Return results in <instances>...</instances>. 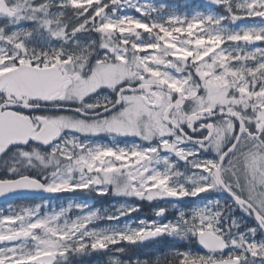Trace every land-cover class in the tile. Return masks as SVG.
I'll use <instances>...</instances> for the list:
<instances>
[{"label":"snow or ice","instance_id":"snow-or-ice-1","mask_svg":"<svg viewBox=\"0 0 264 264\" xmlns=\"http://www.w3.org/2000/svg\"><path fill=\"white\" fill-rule=\"evenodd\" d=\"M207 4L221 11L0 0V197L121 198L111 209L10 205L0 264H69L149 242L200 250L133 264H264V0ZM130 201L175 214L157 206L155 219L125 220L140 211Z\"/></svg>","mask_w":264,"mask_h":264},{"label":"flooded vegetation","instance_id":"flooded-vegetation-1","mask_svg":"<svg viewBox=\"0 0 264 264\" xmlns=\"http://www.w3.org/2000/svg\"><path fill=\"white\" fill-rule=\"evenodd\" d=\"M3 171L0 170V175H3ZM71 194V197H68L66 195L62 194H57L55 198L52 199H43V200H37L35 198H15V199H11L9 201L3 202L0 204V208L1 207H6V206H16L18 204H27V203H39V204H43V203H47V204H52V205H57L59 207L64 206V203L67 204V202L73 203V202H87L90 205H92L93 207H99L101 205H104V208H113L115 205H117L118 203L121 202V198H116V197H112V196H96L95 194H91V193H87V192H73V193H69ZM70 196V195H69ZM199 199V198H197ZM112 203H114V205L112 206ZM130 203H135L138 204L140 207V211L137 213H133L132 216L130 217H126L125 220H129V221H135L138 219H146V220H151V219H155L154 215H153V208L157 207V206H166L169 208L168 213L166 214V217L164 219H172L174 217L175 211L174 209L171 208L170 203L165 205V203L163 201L160 202H141V201H130ZM107 205V207H106ZM182 207L184 205H181ZM58 207V208H59ZM57 208V209H58ZM237 216H241L242 214H240L239 212L236 213ZM120 223H124V220L120 221ZM98 226V225H96ZM99 227V226H98ZM259 239V237H257ZM125 247H127L129 250L127 251L128 253H137L142 255V257H146L149 258L150 255H154L157 253L162 254L163 252H166L169 248L174 247L175 245L167 243V242H162L160 244H153L151 242L148 243V245L146 247H144L143 249H138L135 248L133 246H127L124 245ZM178 247L181 248H189L191 250L195 249V245H189V244H184L182 243L181 245H177ZM108 253V252H106ZM95 257H100V255L95 256ZM95 257L93 256L91 258V262H86V263H80L77 261V256H72V258H74L75 260L70 262L69 264H109V262H98L96 263L95 261ZM125 264H133V262H126Z\"/></svg>","mask_w":264,"mask_h":264},{"label":"rangeland","instance_id":"rangeland-1","mask_svg":"<svg viewBox=\"0 0 264 264\" xmlns=\"http://www.w3.org/2000/svg\"><path fill=\"white\" fill-rule=\"evenodd\" d=\"M149 2L153 3V4H156V5H159V4H165L169 7L170 4H168V0H149ZM168 10L170 11H173L171 9L168 8ZM182 14H185V13H182ZM193 14V13H192ZM107 140V138H106ZM101 143H111V139L108 138V141H102ZM4 209H1L0 211H3ZM91 256V255H90ZM94 257L96 256L95 254L93 255ZM91 256V257H93ZM109 256H114L112 254H105L104 257H105V260L107 262H109ZM114 257H117V256H114ZM118 258V257H117ZM119 259V258H118Z\"/></svg>","mask_w":264,"mask_h":264},{"label":"water","instance_id":"water-1","mask_svg":"<svg viewBox=\"0 0 264 264\" xmlns=\"http://www.w3.org/2000/svg\"><path fill=\"white\" fill-rule=\"evenodd\" d=\"M197 1H199L204 6H207L210 8H215V6L207 4V0H197ZM28 196L44 197V196H52V195L45 194V193H32V194H29ZM15 197L16 196H13V198H15ZM7 199H9V198L0 197V203L7 200Z\"/></svg>","mask_w":264,"mask_h":264},{"label":"trees","instance_id":"trees-1","mask_svg":"<svg viewBox=\"0 0 264 264\" xmlns=\"http://www.w3.org/2000/svg\"><path fill=\"white\" fill-rule=\"evenodd\" d=\"M179 1H180L181 4L185 2V1H182V0H179ZM184 6L186 8L191 7L192 10H197V9L200 8V6L198 4H196L195 2H189L186 5L184 4ZM218 11H220V9L217 10L216 13H218Z\"/></svg>","mask_w":264,"mask_h":264}]
</instances>
